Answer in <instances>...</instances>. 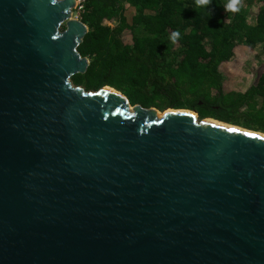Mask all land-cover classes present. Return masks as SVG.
Here are the masks:
<instances>
[{
	"label": "water",
	"instance_id": "water-1",
	"mask_svg": "<svg viewBox=\"0 0 264 264\" xmlns=\"http://www.w3.org/2000/svg\"><path fill=\"white\" fill-rule=\"evenodd\" d=\"M75 8L0 0V264H264V133L74 84Z\"/></svg>",
	"mask_w": 264,
	"mask_h": 264
},
{
	"label": "trees",
	"instance_id": "trees-1",
	"mask_svg": "<svg viewBox=\"0 0 264 264\" xmlns=\"http://www.w3.org/2000/svg\"><path fill=\"white\" fill-rule=\"evenodd\" d=\"M227 3L86 0L79 17L89 30L78 51L90 64L72 81L87 91L111 86L132 105L189 109L264 133V58L244 90H227L219 69L239 48L264 47V0H242L235 13Z\"/></svg>",
	"mask_w": 264,
	"mask_h": 264
},
{
	"label": "rangeland",
	"instance_id": "rangeland-1",
	"mask_svg": "<svg viewBox=\"0 0 264 264\" xmlns=\"http://www.w3.org/2000/svg\"><path fill=\"white\" fill-rule=\"evenodd\" d=\"M73 16L79 17V12L74 9ZM253 22L254 18L248 19ZM106 24L114 23L105 21ZM264 47L257 49L239 48L230 62H224L220 65V71L224 74L225 87L227 90H244L253 80L254 69L263 61Z\"/></svg>",
	"mask_w": 264,
	"mask_h": 264
},
{
	"label": "clouds",
	"instance_id": "clouds-1",
	"mask_svg": "<svg viewBox=\"0 0 264 264\" xmlns=\"http://www.w3.org/2000/svg\"><path fill=\"white\" fill-rule=\"evenodd\" d=\"M210 3V0H196L197 6H207ZM242 0H228L226 5V10L230 12H238L240 11ZM179 38V32H174L171 36V40L173 43H176L177 39Z\"/></svg>",
	"mask_w": 264,
	"mask_h": 264
},
{
	"label": "built area",
	"instance_id": "built-area-1",
	"mask_svg": "<svg viewBox=\"0 0 264 264\" xmlns=\"http://www.w3.org/2000/svg\"><path fill=\"white\" fill-rule=\"evenodd\" d=\"M76 1V8L78 10V12H80L83 7H84V3L86 0H75Z\"/></svg>",
	"mask_w": 264,
	"mask_h": 264
},
{
	"label": "bare ground",
	"instance_id": "bare-ground-1",
	"mask_svg": "<svg viewBox=\"0 0 264 264\" xmlns=\"http://www.w3.org/2000/svg\"><path fill=\"white\" fill-rule=\"evenodd\" d=\"M208 121H214V122H218V123H221V124H224L223 122H220V121H217V120H214V119H207ZM228 126H231L233 128H236V129H243V128H239V127H236V126H232V125H229L227 124Z\"/></svg>",
	"mask_w": 264,
	"mask_h": 264
},
{
	"label": "snow or ice",
	"instance_id": "snow-or-ice-1",
	"mask_svg": "<svg viewBox=\"0 0 264 264\" xmlns=\"http://www.w3.org/2000/svg\"><path fill=\"white\" fill-rule=\"evenodd\" d=\"M230 131H234V130H230Z\"/></svg>",
	"mask_w": 264,
	"mask_h": 264
}]
</instances>
